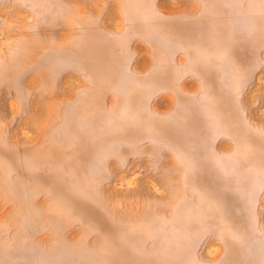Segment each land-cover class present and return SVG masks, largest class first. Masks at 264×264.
<instances>
[{
    "label": "rangeland",
    "instance_id": "obj_1",
    "mask_svg": "<svg viewBox=\"0 0 264 264\" xmlns=\"http://www.w3.org/2000/svg\"><path fill=\"white\" fill-rule=\"evenodd\" d=\"M0 264H264V0H0Z\"/></svg>",
    "mask_w": 264,
    "mask_h": 264
}]
</instances>
